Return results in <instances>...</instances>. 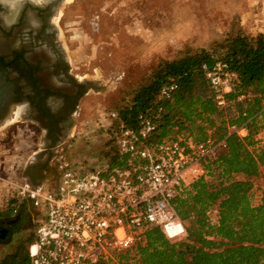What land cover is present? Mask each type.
Instances as JSON below:
<instances>
[{
  "label": "trees",
  "instance_id": "trees-1",
  "mask_svg": "<svg viewBox=\"0 0 264 264\" xmlns=\"http://www.w3.org/2000/svg\"><path fill=\"white\" fill-rule=\"evenodd\" d=\"M217 60L226 61L237 76L234 88L224 93L223 105L203 70L204 64L212 66ZM172 82L177 86L170 97L158 99L160 88ZM263 98L264 34L237 31L211 49L161 61L132 99L116 108L128 125L141 112L154 115L152 142L184 134L195 140L210 135L227 144L203 161L207 177L195 179L190 189L172 199L185 235L171 238L153 226L144 242L114 252L119 264H264ZM239 127L247 129L245 136L234 131ZM105 144L110 167H126L128 156L118 153L111 127ZM25 241L0 264H24L33 235Z\"/></svg>",
  "mask_w": 264,
  "mask_h": 264
},
{
  "label": "built area",
  "instance_id": "built-area-1",
  "mask_svg": "<svg viewBox=\"0 0 264 264\" xmlns=\"http://www.w3.org/2000/svg\"><path fill=\"white\" fill-rule=\"evenodd\" d=\"M203 70L217 103L225 104L224 93L236 85V73L224 60L204 64ZM176 86L164 84L158 99L169 98ZM104 117L106 135L111 127L118 153L128 156L126 167H110L104 154L100 166L72 161L61 149L55 158L54 187L11 182L12 211L17 213L23 202L35 210L34 237L24 264H119L114 252L144 242L153 226L162 227L171 238L181 237L185 229L172 199L190 189L195 179L207 177L203 161L227 145L210 135L195 140L180 134L152 142L157 129L154 115L141 112L130 125L117 109ZM234 131L247 134L245 127ZM261 173L264 178V165Z\"/></svg>",
  "mask_w": 264,
  "mask_h": 264
},
{
  "label": "rangeland",
  "instance_id": "rangeland-1",
  "mask_svg": "<svg viewBox=\"0 0 264 264\" xmlns=\"http://www.w3.org/2000/svg\"><path fill=\"white\" fill-rule=\"evenodd\" d=\"M55 24L72 71L98 85L82 99L64 149L100 166L105 114L131 100L161 61L211 49L229 32L264 34V0H65Z\"/></svg>",
  "mask_w": 264,
  "mask_h": 264
},
{
  "label": "flooded vegetation",
  "instance_id": "flooded-vegetation-1",
  "mask_svg": "<svg viewBox=\"0 0 264 264\" xmlns=\"http://www.w3.org/2000/svg\"><path fill=\"white\" fill-rule=\"evenodd\" d=\"M65 0H0V120L22 105L45 161L66 147L82 99L97 83L70 68L55 19Z\"/></svg>",
  "mask_w": 264,
  "mask_h": 264
},
{
  "label": "crops",
  "instance_id": "crops-1",
  "mask_svg": "<svg viewBox=\"0 0 264 264\" xmlns=\"http://www.w3.org/2000/svg\"><path fill=\"white\" fill-rule=\"evenodd\" d=\"M12 110L0 120V261L17 249L21 234L32 231L33 235L35 210L23 202L17 213L12 211L11 182L25 180L54 187L58 179L55 160L45 161L42 155L46 151L35 140L34 128L23 115L22 105Z\"/></svg>",
  "mask_w": 264,
  "mask_h": 264
}]
</instances>
